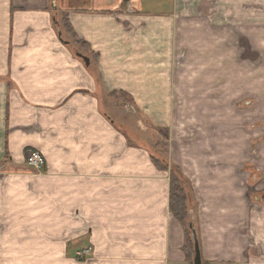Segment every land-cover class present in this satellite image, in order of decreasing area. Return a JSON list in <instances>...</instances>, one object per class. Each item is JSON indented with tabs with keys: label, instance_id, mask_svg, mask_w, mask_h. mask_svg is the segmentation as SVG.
Instances as JSON below:
<instances>
[{
	"label": "crops",
	"instance_id": "1",
	"mask_svg": "<svg viewBox=\"0 0 264 264\" xmlns=\"http://www.w3.org/2000/svg\"><path fill=\"white\" fill-rule=\"evenodd\" d=\"M180 1L56 0L53 10L52 0H0V162L8 156L18 168L26 150L45 160L42 174L0 173V264H75L83 247L93 249L87 264H191L169 211L168 174L102 101L131 96L161 127L176 99L190 97L193 76L176 66L190 65L192 0L183 10ZM231 1L236 33L253 37L252 7L264 0H247V10ZM61 13L74 42L63 39ZM206 38L202 64L223 65L222 48ZM184 175L200 204L202 264H264V210L250 209L246 181Z\"/></svg>",
	"mask_w": 264,
	"mask_h": 264
},
{
	"label": "rangeland",
	"instance_id": "2",
	"mask_svg": "<svg viewBox=\"0 0 264 264\" xmlns=\"http://www.w3.org/2000/svg\"><path fill=\"white\" fill-rule=\"evenodd\" d=\"M247 3V0H240L239 8L247 10ZM179 4L182 10L189 6L188 0H181ZM232 5L231 0H192L190 65L176 66L177 72L184 69L193 76L191 94L188 93L190 97L187 99H176L177 112L162 115L167 116L163 126L156 127L131 96L102 99L129 142L142 146L151 159L162 163L168 178L174 173L186 187L188 223L197 234L200 204L191 181L184 173H234L246 181L244 197L249 200L250 209L259 215L264 210V6L257 2L255 8L252 7L257 13L258 23L254 36L249 38L243 30L236 33ZM178 15L183 16L182 13ZM56 19L61 24L59 30L63 39L74 42L66 14H56ZM183 19L189 18L178 17L177 22ZM180 28L183 31L182 24ZM207 35L210 42L213 40V47H217L214 52L222 48L223 65L202 64L200 44L207 43ZM207 73L215 78L207 81L203 76ZM244 75L246 78L250 75L254 81L248 84L239 80ZM173 150L175 160L171 156ZM28 151H25V162L18 168L6 156L0 162V173H44L45 169L38 172L26 165ZM187 230L191 240V231ZM255 237H250L254 244L260 242ZM58 242L54 240L52 243ZM63 242L72 245L66 240ZM193 257L192 244L191 264ZM92 259L93 249L83 247L76 250L72 260L75 264H87Z\"/></svg>",
	"mask_w": 264,
	"mask_h": 264
},
{
	"label": "trees",
	"instance_id": "3",
	"mask_svg": "<svg viewBox=\"0 0 264 264\" xmlns=\"http://www.w3.org/2000/svg\"><path fill=\"white\" fill-rule=\"evenodd\" d=\"M151 160L157 169L165 170L159 160L154 158ZM185 188L186 187L182 186L181 181L175 176V174L171 173L169 176V211L183 228L185 237L183 252L185 253L186 259L191 263L192 241L189 239L187 228L191 231V228L193 227L190 228V225L192 226V224L188 223V197ZM187 223L188 227L186 228Z\"/></svg>",
	"mask_w": 264,
	"mask_h": 264
},
{
	"label": "water",
	"instance_id": "4",
	"mask_svg": "<svg viewBox=\"0 0 264 264\" xmlns=\"http://www.w3.org/2000/svg\"><path fill=\"white\" fill-rule=\"evenodd\" d=\"M55 2H56V0H52V9L53 10L57 9ZM58 36H59V40L63 41L61 38V32L58 33ZM78 57L81 58L86 63V65H88V59L86 57H83L82 55H78ZM191 227L192 226L190 225V228ZM191 241H192L193 249H194V257L192 260V264H202L198 236H197L196 230L194 228H191Z\"/></svg>",
	"mask_w": 264,
	"mask_h": 264
},
{
	"label": "built area",
	"instance_id": "5",
	"mask_svg": "<svg viewBox=\"0 0 264 264\" xmlns=\"http://www.w3.org/2000/svg\"><path fill=\"white\" fill-rule=\"evenodd\" d=\"M26 165L32 170L41 172L45 168V160L38 152L30 150L26 155ZM86 252L84 251V254H87Z\"/></svg>",
	"mask_w": 264,
	"mask_h": 264
},
{
	"label": "flooded vegetation",
	"instance_id": "6",
	"mask_svg": "<svg viewBox=\"0 0 264 264\" xmlns=\"http://www.w3.org/2000/svg\"><path fill=\"white\" fill-rule=\"evenodd\" d=\"M254 210H255V207H254Z\"/></svg>",
	"mask_w": 264,
	"mask_h": 264
}]
</instances>
